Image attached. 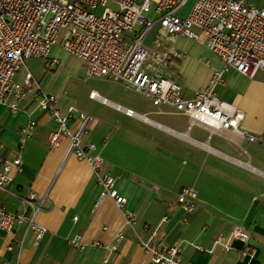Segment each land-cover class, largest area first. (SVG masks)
<instances>
[{"label": "crops", "instance_id": "crops-1", "mask_svg": "<svg viewBox=\"0 0 264 264\" xmlns=\"http://www.w3.org/2000/svg\"><path fill=\"white\" fill-rule=\"evenodd\" d=\"M248 1L257 6L264 3ZM190 3L182 5L180 16ZM174 47L181 56L166 69L185 96L207 84L212 71L222 66L203 35L195 40L179 36ZM61 50L57 43L51 46L43 60L48 64L57 59L56 64H48L56 69L35 79L45 92L56 95L60 114L73 107L74 114L66 121L72 131L81 122L76 111L91 116L82 139L96 145L132 220L126 221L112 198L99 199L92 170L86 161L67 153L66 138L49 147L48 136L58 128L57 120L38 109L29 93L18 100L15 110L0 103V163L16 156L21 161L19 171L0 192V204L7 211L29 215L33 206L22 197L31 191L34 197L44 198L35 218L46 230L35 244L22 225L11 234L0 230V264L14 258L7 244L18 240H22L20 264H146L149 258L140 241L149 236L166 245L178 242L183 264H264V71L247 76L232 67L224 70L217 96L243 112L236 129L188 125L184 116L186 128L179 131L147 116L151 111L174 113L169 110H144L140 114L145 119L135 118L88 94L80 102L67 96ZM30 119L35 125L20 145V128ZM192 131L200 137L192 136ZM245 133L256 139L250 142ZM182 186L196 191L198 205L191 213L176 201ZM234 225L248 233L251 251L246 256L239 240H230L227 249L214 242L217 235L227 237ZM117 232L122 233L119 239H115ZM74 234L80 235V246L68 244Z\"/></svg>", "mask_w": 264, "mask_h": 264}, {"label": "built area", "instance_id": "built-area-1", "mask_svg": "<svg viewBox=\"0 0 264 264\" xmlns=\"http://www.w3.org/2000/svg\"><path fill=\"white\" fill-rule=\"evenodd\" d=\"M186 1L0 0V103L15 110L18 100L30 93L35 106L57 120L58 128L48 136L49 147H57L66 138L67 153L86 161L92 170L100 188L99 199L112 198L128 223L132 215L124 210L125 198L118 194L114 177L104 170V160L96 145L82 139L91 116L76 111L81 122L72 131L66 121L73 116V107L60 114L55 105L56 95L40 87L24 61L47 59L51 46L60 40L65 51L82 61L85 78L106 77L130 87L148 97L153 105L166 106L171 112L185 116L188 125L236 129L244 114L234 104L220 99L216 89L223 83L224 70L229 67L247 76L264 71V3L257 6L248 0H192L186 13L180 16L178 11ZM151 6L153 19L143 15ZM152 27L155 31L147 42L145 38ZM200 35L222 66L212 71L207 84L185 96L173 73L166 68L172 59L181 56L174 47L179 36L195 40ZM56 63L57 59L51 58L48 64ZM22 66L25 70L20 84L14 81V76ZM88 97L112 105L124 115L146 118L130 107L112 102L97 90H90ZM34 125L35 121L30 119L20 128V145ZM243 135L250 142L256 139L249 133ZM20 164L19 156L0 163V192L6 190ZM34 196L30 191L22 197L24 203L33 206L29 215L7 211L0 204V230L11 234L15 226L22 225L32 233L35 244L46 228L35 218L44 198ZM176 201L184 212H193L198 205L195 189L182 186ZM121 234L117 232L115 239L121 238ZM248 237L246 231L234 225L227 237L217 235L214 242L227 249L230 240H239L242 255L246 256L251 251ZM67 242L73 247L80 246V235L74 234ZM140 245L149 258L146 264H183L178 242L166 245L149 236ZM7 249L13 251L14 258L1 264H20L22 240L9 242Z\"/></svg>", "mask_w": 264, "mask_h": 264}, {"label": "rangeland", "instance_id": "rangeland-1", "mask_svg": "<svg viewBox=\"0 0 264 264\" xmlns=\"http://www.w3.org/2000/svg\"><path fill=\"white\" fill-rule=\"evenodd\" d=\"M143 15L152 19L155 18L152 6L150 11L144 12ZM139 27L140 25H137L136 29ZM154 31L155 28L152 27L145 38L146 41L151 40ZM57 44L61 45L60 40ZM60 59L64 63L63 68H61V72L63 75L67 76L63 90L67 96H70V98L72 97L75 101H83L85 95L88 94L90 90L94 89L105 95L108 99L117 101L123 106L128 105L139 113H143L144 110H157L159 108L163 110H171L166 106L153 105L151 100L148 97H145V95L130 87H125L124 85L109 78H85L82 61L67 51L61 50ZM24 65L37 80H41L42 76L46 72L52 73L56 69L55 66H48V64H45L44 60L41 58H28L24 61ZM25 67H20L14 76V80L20 84H22ZM48 79L51 80L49 77L44 78L45 81H48ZM114 114L119 116L118 113L114 112ZM147 116L179 131L186 128V118L177 113H155L154 111H151L150 113H147ZM191 135L200 137L195 131H192ZM177 141L180 142L179 140Z\"/></svg>", "mask_w": 264, "mask_h": 264}]
</instances>
